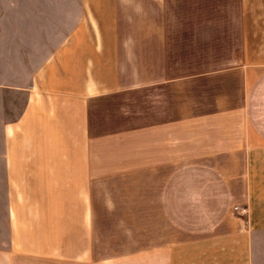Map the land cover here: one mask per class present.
Segmentation results:
<instances>
[{
    "label": "crops",
    "instance_id": "crops-1",
    "mask_svg": "<svg viewBox=\"0 0 264 264\" xmlns=\"http://www.w3.org/2000/svg\"><path fill=\"white\" fill-rule=\"evenodd\" d=\"M45 5L67 32L1 129L0 264H264V0Z\"/></svg>",
    "mask_w": 264,
    "mask_h": 264
},
{
    "label": "rangeland",
    "instance_id": "rangeland-1",
    "mask_svg": "<svg viewBox=\"0 0 264 264\" xmlns=\"http://www.w3.org/2000/svg\"><path fill=\"white\" fill-rule=\"evenodd\" d=\"M27 1L0 0V202L3 188L1 129L3 124L14 120L22 108L24 94L18 89L24 84V70L33 71L42 57L53 50L61 33L67 32L54 28L61 18L50 12V6L46 7L50 0H30V5ZM54 1L56 8L63 12L64 0ZM8 68L14 78L12 75L8 78Z\"/></svg>",
    "mask_w": 264,
    "mask_h": 264
},
{
    "label": "built area",
    "instance_id": "built-area-1",
    "mask_svg": "<svg viewBox=\"0 0 264 264\" xmlns=\"http://www.w3.org/2000/svg\"><path fill=\"white\" fill-rule=\"evenodd\" d=\"M234 212H238L240 214H245L246 213V210L245 209L240 210L238 207H235L234 208Z\"/></svg>",
    "mask_w": 264,
    "mask_h": 264
}]
</instances>
